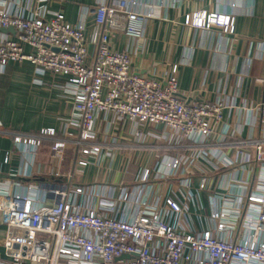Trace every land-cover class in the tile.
Masks as SVG:
<instances>
[{
  "label": "crops",
  "instance_id": "crops-1",
  "mask_svg": "<svg viewBox=\"0 0 264 264\" xmlns=\"http://www.w3.org/2000/svg\"><path fill=\"white\" fill-rule=\"evenodd\" d=\"M101 1L0 0V9L23 16L62 12L71 23L80 21L88 10L93 56L101 32L93 10ZM136 1L145 22L143 36L134 40L112 32V45L118 50H130L134 69L141 73L164 78L177 64L179 94L183 98L226 104L227 138L223 144L212 146L222 155L215 157L209 148L192 146L189 141L171 147L161 127H137L126 118L118 124L114 114L108 112L96 121L102 151L87 166H80L76 143L80 135L73 115L71 87L65 77L37 74L33 64L25 61L10 63L0 71V184L11 191L19 184L24 191L36 195L41 204L47 200L49 184L82 186L84 192L78 200L85 208L97 207L99 199H107L116 201L120 215L126 217L134 214L139 196L181 198V191H187L192 208L189 224L194 231L209 228V215L218 206L215 195L226 193L238 206L240 215L233 235L239 240L245 219L257 212L249 196L264 195V165L255 158L250 145L238 144L264 135V0ZM196 12L230 16L234 29L225 32L217 26L205 29L186 23L187 16ZM25 50L29 51V47ZM43 129H54V135L43 138L38 153L30 158L29 175L20 173L28 166V155L17 147L15 134H34ZM137 129L143 132L140 138L135 135ZM217 134L212 137L214 142ZM57 141L65 142L61 155L52 149ZM7 155L12 158L10 163L3 162ZM179 156L184 162L179 169H171L169 162ZM146 170L150 175L145 181ZM203 178L206 186L200 188ZM241 182L243 195L238 202ZM5 233V226H0V264H13V255L3 245Z\"/></svg>",
  "mask_w": 264,
  "mask_h": 264
},
{
  "label": "built area",
  "instance_id": "built-area-1",
  "mask_svg": "<svg viewBox=\"0 0 264 264\" xmlns=\"http://www.w3.org/2000/svg\"><path fill=\"white\" fill-rule=\"evenodd\" d=\"M137 4L136 0H102L94 7V19L101 32L93 56L88 10L80 21L71 23L62 12L23 16L0 9V31L9 27L15 30L14 36L0 33V71L10 63L26 61L33 64L37 74L66 78L79 127L76 143L80 166H87L102 151L96 121L108 112L114 114L118 124L126 118L137 127H161L171 147L189 141L192 146L209 148L215 157L222 155L212 146L223 144L227 138L226 104L183 98L179 94L177 64L164 78L141 73L134 69L130 50L112 45V32L134 40L143 36L145 22ZM186 23L205 29L217 26L225 32L234 29L233 18L217 13L196 12L187 16ZM54 132L43 129L34 134H15L17 147L28 155V166L20 173L29 175L30 158L38 153L42 139ZM215 133L219 134L214 142ZM135 135L140 138L143 132L137 129ZM238 144L250 145L255 158L264 165V135ZM25 145L27 149H22ZM64 145L57 141L52 149L61 155ZM11 161L9 155L3 160ZM183 162L179 156L168 166L177 170ZM149 175L146 170L143 180ZM206 181L202 179L200 188L206 186ZM238 186L242 192L243 182ZM3 187L0 184V226L6 228L3 245L13 255V264H264V195L249 196L257 212L245 219L243 235L236 240L233 234L240 214L226 193L215 195L218 206L209 215V228L194 231L189 224L192 208L187 191H181V198L139 196L134 214L126 217L120 215L116 201L107 199H99L97 207L85 208L78 200L84 192L82 186L49 184L43 204L19 184L13 191ZM242 195L238 194V202ZM123 254L130 257L119 260Z\"/></svg>",
  "mask_w": 264,
  "mask_h": 264
},
{
  "label": "water",
  "instance_id": "water-1",
  "mask_svg": "<svg viewBox=\"0 0 264 264\" xmlns=\"http://www.w3.org/2000/svg\"><path fill=\"white\" fill-rule=\"evenodd\" d=\"M3 32H12V33H15V30L14 28L12 27H9V28H6V29H2ZM130 257L129 254H123L122 256H120L118 259L121 260V259H128Z\"/></svg>",
  "mask_w": 264,
  "mask_h": 264
}]
</instances>
